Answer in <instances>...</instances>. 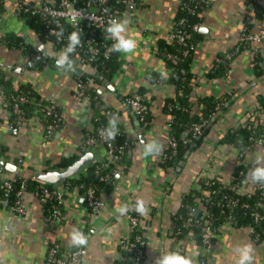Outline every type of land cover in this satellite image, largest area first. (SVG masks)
Masks as SVG:
<instances>
[{"label": "crops", "instance_id": "0c3cea01", "mask_svg": "<svg viewBox=\"0 0 264 264\" xmlns=\"http://www.w3.org/2000/svg\"><path fill=\"white\" fill-rule=\"evenodd\" d=\"M180 1L137 0L136 7L126 9L121 19L127 18L130 22L129 35L137 41L135 53L121 54L122 64L113 78H104L100 73V80L90 78L89 85L99 94L100 100L118 113L119 124L132 144L129 162H122L114 168L113 189L101 193L104 207L89 209L76 187L68 192L63 204V217L58 221L45 214L43 203L34 192L25 191L22 195L24 213L11 210L0 198V264H47L51 244L58 243L65 250L74 249L68 244L73 226L79 227L89 238L86 248L76 249L80 252L81 264H117L122 259L121 243L128 234L129 220L128 214L117 216L115 209L125 203L134 204L137 199H142L149 210L148 215L143 216L142 228L147 245L141 264H155L159 252L168 248L192 256L194 264L204 260L205 252L211 264H236L234 250L245 243H250L254 248V264H264L263 249L253 238L251 229L236 226L231 221L221 226L210 249H205L191 235L180 239L172 236L173 215L178 211L183 195L200 174L209 173L224 181L232 178L241 155L234 144L222 142L221 138L228 130L240 126L245 114L257 106L259 98L264 96V72L258 74L253 64L255 46L259 47L264 64V39L251 44L233 58L225 76L211 77L209 74L218 56L236 45L247 28L249 17L255 19L250 29L264 33V15L256 16L249 0H208L199 27L202 36L191 62L194 74L191 97L193 112L201 113L203 103L199 102L200 95L220 97L230 94L231 101L216 113V121L199 147L188 153L175 168L162 164V153L169 139L170 120L163 106L166 98L175 94L176 87L167 82L171 69L160 54L158 41L161 38L172 40ZM2 6L0 21L2 18L9 20L5 25L9 31L0 27V32L21 37L27 44H31L28 40L40 38L45 52L52 57L63 50L55 42L43 40L27 23L19 0H3ZM72 54L71 58L76 64L74 72H62L55 64H49L39 71L32 70L30 62H25L23 48L9 45L0 37V66L14 68L17 83H31L40 99L59 107L64 119L61 129L48 141L38 107L27 117L23 128L2 119L0 145L6 146L10 155L7 157L0 153V162L4 160L19 166L15 173L0 165L3 167L0 171L3 179L12 178L15 174L38 175L40 172L61 169L56 164L63 158L83 154L82 145L86 136L95 129L94 117L98 113V106L90 99L77 95V82L79 76L93 75L98 70L79 55ZM21 68L23 72L17 71ZM153 72L163 76L161 82L152 81ZM139 89H143L144 96L150 102L152 121L148 126L139 124L124 100L125 94ZM150 140L162 146L160 155L146 156L143 153L142 141ZM95 149V160L107 157L103 144ZM260 154H264V145L256 146L249 153L253 165L255 157ZM197 209L198 212L204 210L203 204Z\"/></svg>", "mask_w": 264, "mask_h": 264}, {"label": "trees", "instance_id": "16d2710c", "mask_svg": "<svg viewBox=\"0 0 264 264\" xmlns=\"http://www.w3.org/2000/svg\"><path fill=\"white\" fill-rule=\"evenodd\" d=\"M2 2L3 0H0L1 4ZM249 2L254 6L255 15L262 17L264 15V5L260 4L259 0H249ZM117 4L121 5V1H118ZM207 6L208 0H181L176 13L175 26L172 33L177 34L179 31L185 30L190 35L183 40H180L177 37H172L171 41L164 38H161L158 41L160 54L171 69L167 82L173 83L176 87L175 94L167 97L163 106L164 112L170 117L169 137L178 141L176 149L166 147L163 151L162 156L166 154L165 159H162V164L165 167H177L182 160L186 158L188 153L199 147L203 143L205 136L208 134L212 125L215 123L216 113L224 109L226 107V103L231 101L230 94H223L220 97L213 95H200L199 102L203 103L201 113L193 112L194 102L191 97L194 74L191 69V62L197 43L202 36L199 30L194 29V26L196 24L201 25L203 22V11ZM24 15L26 16L27 23L37 31L43 40L46 41L45 25L42 17L39 15L25 13ZM181 20L184 21L183 24H180ZM247 27L250 29L252 24L248 23ZM98 34L100 36L98 49L101 51L103 49V43H101L103 40V33L98 32ZM2 39L9 45H16L23 48L25 56L30 57L29 62H33V66L31 67L32 70L39 71L49 64H55L54 57L44 55L42 52H39L38 48L25 43L21 37L5 34ZM109 42H111V44L113 43L112 40ZM55 43L59 48H64L68 42ZM250 45V42L242 44L239 53L243 49L249 48ZM233 48L227 49L218 56L214 66L209 72L211 77H222L226 75L229 64L232 60L228 58L227 53L233 50ZM38 54H40V58H37ZM173 57H176V61L173 60ZM262 61L263 56L259 52L257 53V56L253 58L254 68L258 74H262L264 72V64ZM93 64L97 67L98 71L93 75H81L78 77V80L87 81L92 77L93 80L98 81L100 80L98 73H100L104 78H113L122 64L121 54L111 52V55L108 58H104L101 53H98V56L94 60ZM14 70V68L5 69L0 66V91L3 90L10 98H15L20 94H28L29 96L35 98L37 102H41L44 105L50 104L49 101L39 98L31 83H22L19 81V84L15 86L13 84L14 75L10 73ZM151 76L154 83L162 81L161 78L163 76H161L158 72H153ZM87 90L90 95V100L93 103H97L98 113L94 117L95 129L92 132H89L86 138L95 136L99 126H107L109 113H115L118 115L116 110L107 107L105 103L100 100L99 94L93 87L89 85ZM138 92L143 97V100L149 104V99L144 96L145 92L143 89H139ZM22 107L24 115L29 117L32 114V111L36 109V104L34 102H26L22 103ZM101 109H106L110 112H102ZM256 109L264 111V96L259 98V103L256 106ZM136 119L139 121V124L148 126L152 121V115L149 111L145 115L144 119H140L138 116H136ZM1 120L2 117L0 116V121ZM204 120H207V122L203 125L202 132L198 135H194L192 127ZM118 129L119 137L117 144L124 145L127 142L129 145L127 144V146L124 147V152L121 154V157L117 162L108 160V165L103 167L102 161L96 160L79 174L66 178L58 185L42 181L37 175L15 174L14 177L6 179H3L0 175V198L3 200L7 199L9 204H11L15 202L17 192L19 190L23 189L24 191L34 192L40 198L44 194L45 189L53 190L58 188V186L66 185H69V191L78 187L79 192L83 195L87 194L89 188L94 187L95 195L97 197L101 196L102 191H111L115 183L114 168L117 164L129 162V151L132 147L131 140L119 123ZM263 132L264 125L258 128H249L242 123L240 126L228 130L221 140L222 142L228 144H234L242 154L245 148H254L256 138ZM185 137H192L191 141L185 142ZM0 153L7 157L10 155L8 153V148L4 145H0ZM81 155L82 153L63 158L56 164V166H60L62 168L67 167L78 160ZM15 161L18 163L17 159ZM1 170H3V167L0 166V171ZM246 172L247 166L243 163L236 167L233 173V178L229 181H224L219 177L209 179L199 176L197 183H195L194 186H192L189 191L183 195L181 205L178 211L173 215L171 227L172 236L175 239H180L191 235L198 243L203 244L206 234L203 227L206 220L211 222V226L214 229V240L220 232L221 226L226 221H231L236 226L254 227L255 230L252 233L253 238L257 242L263 241L264 186L258 187L250 195L242 194L233 189V186L239 183L246 176ZM8 180L11 181L10 189H7L5 186V182ZM206 191L208 192L206 193ZM66 196L67 194L65 193V198ZM42 203L45 214L50 218L57 209H59L62 214L64 213V203H60L56 195L48 197L47 200ZM200 204H203L204 210H200L196 215L194 211L200 206ZM84 205L89 209L94 208L89 205L87 198L84 199ZM256 211H258L261 215V218L258 221L255 220L254 216ZM189 218L192 220L189 221ZM141 240L147 241L144 236L143 228L139 227L133 230L132 236L130 237V241L134 242V246L129 248L128 246H124V243H121L122 259L119 260L117 264H134L137 260V248L140 246ZM64 250L65 249L59 244L56 256L60 257ZM73 250L76 249L74 248ZM172 250L175 249L172 248ZM144 259L145 257L141 258L140 263H143ZM201 264H204V262L201 261Z\"/></svg>", "mask_w": 264, "mask_h": 264}, {"label": "built area", "instance_id": "2783aa9c", "mask_svg": "<svg viewBox=\"0 0 264 264\" xmlns=\"http://www.w3.org/2000/svg\"><path fill=\"white\" fill-rule=\"evenodd\" d=\"M121 1V5H118L117 2ZM21 11L25 14L39 15L42 17L44 25H45V37L47 41L53 42H68L67 37L73 31H78L81 38V46L77 47L74 54L79 55L83 58L88 64L94 65L93 62L97 58L98 53H101L104 58H108L111 55V39L108 38V34L104 30L107 27V21L110 18H119L121 19L122 14L126 9L134 8L138 5L137 0H19ZM259 3L264 5V0H259ZM3 14V6L0 3V18ZM184 21L181 20L180 24H183ZM248 23H255V19L253 17L248 18ZM200 25L196 24L194 26L195 30H199ZM98 32L103 33V49L100 51L98 48V43L100 42ZM4 33L0 32V37H4ZM190 34L185 30L179 31V33H172V37H177L180 40L188 37ZM264 39V33L261 31H252L248 27L242 32L240 35L236 45L233 50L227 53L229 59L235 58L240 51V47L245 42H250V44L261 42ZM260 52L258 46H255L253 51V58L257 56V53ZM37 58H40V54L37 55ZM173 60L176 61V57H173ZM30 57L25 56V62H29ZM32 61V60H31ZM95 66V65H94ZM95 68H97L95 66ZM14 75V72H10ZM90 83V79L87 81L78 80L77 82V95L86 99H90V95L88 93V86ZM13 84L15 86L18 85L15 77L13 78ZM125 102L130 108V110L138 116L140 119H144L145 115L150 111V106L144 100L141 94L138 91L129 92L124 95ZM26 102H34L36 107H38V111H40V120L44 124V135L45 139L50 140L52 137L56 135V133L61 129L64 123V119L59 107L55 103L50 104H42L41 102H37L35 98L29 96L28 94H20L15 98H10L8 95L1 90L0 91V116L2 119H6L14 123L17 127L23 128L27 117L23 113L22 103ZM109 113L108 110H103ZM14 116V117H13ZM13 117V118H12ZM207 122L204 120L201 123L195 124L192 127V132L194 135H198L202 132L203 125ZM243 124L248 126L249 128H258L264 125V111H260L256 109V106L250 109L244 117ZM105 128V126L101 125L97 128V134L95 136H90L86 138L82 145V152L95 148L99 144H103L107 149V157L102 161V166L106 167L108 165V160L112 162H117L121 154L124 152V147L127 146V142L124 145L117 144L118 135L116 136L114 141H106L101 137V129ZM193 135V136H194ZM192 137H185V142L191 141ZM129 145V144H128ZM264 145V132L256 138L255 146ZM178 146V141L169 137L167 147L171 149H176ZM254 148H245L243 153L241 154V161L239 164H246L247 172L246 176L236 185L233 186V189L237 190L242 194L250 195L254 192L258 187H263L264 185L259 183H252L247 180V176L249 170L254 167V165L250 161L249 153L253 151ZM166 154L162 156V159H165ZM23 163V160H21ZM212 168V167H209ZM199 176L206 177L209 179L218 178L215 175H211L209 173H203ZM197 177V179L199 178ZM233 178V175H232ZM231 178V179H232ZM197 179L195 183H197ZM194 183V184H195ZM61 184V183H55ZM5 186L7 189L11 188V181L8 180L5 182ZM194 186V185H193ZM78 188V187H77ZM25 191L19 190L17 192V198L14 203L9 204L8 200H4V204L8 206L11 210L24 213L25 208L22 206V195ZM69 185L66 186H58V188L53 190L45 189L44 194L39 198L41 202L47 200L48 197L56 195L59 199L60 203H64L65 201V193L68 194ZM208 191H206L207 193ZM82 195L83 201L87 198L89 205L93 206L96 209H101L104 207L105 202L102 197H97L95 195V188H89L86 195ZM264 206V205H263ZM255 220H259L261 215L258 211L254 214ZM63 217V214L59 209H57L53 216L52 220L60 221ZM129 220V229L128 234L122 239V243L124 246H128L131 248L134 246V242L130 241V237L132 236L133 230L136 228L142 227L144 224L143 216L139 215L135 211H130L128 213ZM192 220L189 218V221ZM204 230L206 232L203 246L205 249H210L213 247L215 240L213 239L214 229L211 226V222L206 220L204 223ZM251 232H254V227H249ZM257 242V241H256ZM264 253V240L261 242H257ZM146 245L147 241L141 240L140 246L137 248V260L134 264H141L140 259L146 256ZM59 244L53 243L49 247L47 264H79L80 263V252L78 250H64L60 257H57ZM168 248L167 250H169ZM172 249V248H171ZM166 250V251H167ZM204 264H211L207 253L203 254ZM201 261L198 264H201Z\"/></svg>", "mask_w": 264, "mask_h": 264}, {"label": "clouds", "instance_id": "9594fccd", "mask_svg": "<svg viewBox=\"0 0 264 264\" xmlns=\"http://www.w3.org/2000/svg\"><path fill=\"white\" fill-rule=\"evenodd\" d=\"M129 20L127 18H110L107 21V27L104 29L113 43L110 51L122 55L134 54L137 48V41L129 35ZM68 43L62 51L54 57L55 66L62 72L76 71V64L71 58L77 47L81 46V38L78 31L71 32L67 37ZM39 52H45V45L40 44ZM120 117L115 113L108 114L107 126L101 129V137L106 141H114L118 135V123ZM142 151L146 156H158L162 153V146L155 140L148 142L142 141ZM247 180L252 183L264 185V154L257 155L254 159V167L249 170ZM130 211H135L141 216H147L149 210L142 199H137L134 204L125 203L115 209V214L123 217ZM68 244L75 249L86 248L89 244V238L76 226H73ZM154 249V248H153ZM156 250V249H154ZM237 256L236 264H254V248L250 243H245L235 248ZM155 264H194L192 256L184 255L178 250L169 249L160 251L155 258Z\"/></svg>", "mask_w": 264, "mask_h": 264}, {"label": "water", "instance_id": "95a60500", "mask_svg": "<svg viewBox=\"0 0 264 264\" xmlns=\"http://www.w3.org/2000/svg\"><path fill=\"white\" fill-rule=\"evenodd\" d=\"M8 21L9 20L6 18L1 19V21H0L1 29L5 30V31H9V30H7V28L5 26ZM41 41L42 40L40 38H37L35 41L28 40V42H30L33 46H35L37 48L39 47ZM29 65L33 66V62H30ZM17 71L23 72V68H21L20 70H17ZM133 116L136 118L135 114H133ZM95 151H96L95 148L88 149L73 164H71L67 167L61 168V169L56 168V169L40 172L37 176L40 180L48 182V183H61L66 178L73 176V175H76V174H79L87 166H89L94 161H96L95 160V158H96V152ZM0 165L5 166L6 168H8L9 170H11L12 172H15V173H17L18 169H19V166L17 164H14L11 162H5L4 160L0 162ZM194 213L197 215L198 209H196L194 211Z\"/></svg>", "mask_w": 264, "mask_h": 264}]
</instances>
